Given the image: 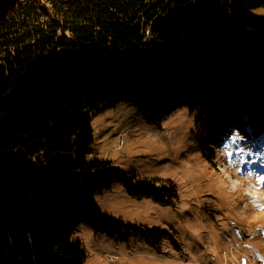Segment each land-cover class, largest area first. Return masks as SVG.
Wrapping results in <instances>:
<instances>
[{
  "label": "trees",
  "instance_id": "16d2710c",
  "mask_svg": "<svg viewBox=\"0 0 264 264\" xmlns=\"http://www.w3.org/2000/svg\"><path fill=\"white\" fill-rule=\"evenodd\" d=\"M258 7L264 0H0V264H85L82 224L175 243L96 204L114 182L167 198L157 179L90 159L92 117L126 103L160 124L192 107L202 141L232 116L259 129L264 50L248 20Z\"/></svg>",
  "mask_w": 264,
  "mask_h": 264
},
{
  "label": "rangeland",
  "instance_id": "374dc122",
  "mask_svg": "<svg viewBox=\"0 0 264 264\" xmlns=\"http://www.w3.org/2000/svg\"><path fill=\"white\" fill-rule=\"evenodd\" d=\"M248 20L264 50V7L252 9ZM261 115L257 130L232 116L215 124L202 141L199 112L192 107L160 124L144 119L132 104L95 113L90 159L111 161L142 180L157 179L154 186L167 198L136 196L114 182L110 190L95 194L96 204L126 226L160 230L175 243L162 240L158 247L141 238H111L82 224L74 240L83 245L85 264H264V209L257 207L264 205V184L256 179L264 175ZM121 134L124 144L119 147ZM234 134L244 139L232 144ZM239 148L245 151L243 163Z\"/></svg>",
  "mask_w": 264,
  "mask_h": 264
},
{
  "label": "snow or ice",
  "instance_id": "6c2138e0",
  "mask_svg": "<svg viewBox=\"0 0 264 264\" xmlns=\"http://www.w3.org/2000/svg\"><path fill=\"white\" fill-rule=\"evenodd\" d=\"M230 139H231L232 144H237L240 140L244 139V137H242V136H240L238 134H234V135H232L230 137ZM225 147L226 148L230 147V145L229 144H225ZM227 155L229 156V158H231L232 157V152H228ZM237 155L241 158V163H243V157L245 155L244 149L243 148H239V150L237 152ZM229 162L230 163H235V161H232L231 159H230ZM249 163H255V161H249ZM248 174L252 175V172L249 171ZM256 179H257L258 183L264 184V175H257ZM254 203H255V201H254ZM257 207H259L261 209H264V205H257ZM260 259L264 260V257H260Z\"/></svg>",
  "mask_w": 264,
  "mask_h": 264
},
{
  "label": "built area",
  "instance_id": "2783aa9c",
  "mask_svg": "<svg viewBox=\"0 0 264 264\" xmlns=\"http://www.w3.org/2000/svg\"><path fill=\"white\" fill-rule=\"evenodd\" d=\"M119 139H120V143H118V144H119V147H120L122 144H124V138H123V135L122 134L119 135Z\"/></svg>",
  "mask_w": 264,
  "mask_h": 264
},
{
  "label": "bare ground",
  "instance_id": "6f19581e",
  "mask_svg": "<svg viewBox=\"0 0 264 264\" xmlns=\"http://www.w3.org/2000/svg\"><path fill=\"white\" fill-rule=\"evenodd\" d=\"M229 129H230V128H229ZM229 129H227V130H229ZM227 130H225V131H227ZM225 131H224V132H225ZM253 197H256V198H258V196H256V195H253Z\"/></svg>",
  "mask_w": 264,
  "mask_h": 264
}]
</instances>
